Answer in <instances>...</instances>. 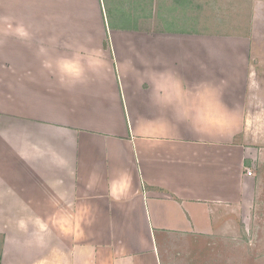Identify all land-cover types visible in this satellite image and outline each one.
Masks as SVG:
<instances>
[{
  "label": "crops",
  "instance_id": "0c3cea01",
  "mask_svg": "<svg viewBox=\"0 0 264 264\" xmlns=\"http://www.w3.org/2000/svg\"><path fill=\"white\" fill-rule=\"evenodd\" d=\"M232 1L237 8L242 1L253 8L264 5V0ZM107 2L109 25L101 0H0V16L15 17L33 33L30 42L0 36V72L9 74L0 82L5 120L0 126H9L0 130V162L26 171L10 180L15 199L24 195V203L16 204L23 208L11 205L3 215L29 218L33 231L39 218L62 264H119L121 247L137 257V264H161L157 235L208 234L222 223L224 210L240 208L251 180L247 148L235 143L242 116L239 110L234 117L239 131L233 136L197 135L176 124L171 110L153 106L150 85L137 87L127 63L139 72L145 62L156 70L173 68L189 86L226 82L222 102L239 109L225 96L247 85L252 54L241 42L251 39L204 31L207 17L201 14L208 12L205 2L199 11L198 0ZM74 42L102 49L109 65L106 78L89 74L86 83L62 86L43 68L41 46L55 57L71 55L65 45ZM159 116L177 129L173 126L170 141L148 149L134 135L136 120ZM117 169H127L133 180L132 199L120 204L106 191L107 180L118 178ZM93 170L102 180L89 190ZM72 200L91 205L95 219L65 236L53 205Z\"/></svg>",
  "mask_w": 264,
  "mask_h": 264
},
{
  "label": "rangeland",
  "instance_id": "374dc122",
  "mask_svg": "<svg viewBox=\"0 0 264 264\" xmlns=\"http://www.w3.org/2000/svg\"><path fill=\"white\" fill-rule=\"evenodd\" d=\"M202 2L206 4L204 11L208 12V16L201 14L207 17L208 24L204 27H208L204 31L211 36L235 34L251 39L250 42H241L242 48L247 49L248 46L252 54L247 85L231 90L225 96L227 104L238 107L242 116L241 131L235 137V143L247 148L245 164L247 171L252 173L250 187L243 190L239 209H226L220 214L222 223L217 224L218 228L213 232L172 237L157 235L159 257L161 264H264V141H253L247 134V125L251 122L250 108L254 105L264 111V5H254L253 8L252 2L242 1V6L237 8V2L232 0ZM202 2L194 3L201 6L199 11H202ZM101 5L109 25L112 17L107 0H101ZM67 13L72 11L67 9ZM8 75L0 72V82L3 78L7 80ZM250 76L254 77L255 87L249 85ZM4 121L0 116V124ZM1 128L8 131L9 126L1 125ZM24 173V168L0 162V264H36L47 257L48 252L51 256L53 249L58 247L46 239L44 232L38 233L37 228L35 231L29 227L19 230L18 220L24 219L30 225L29 218L3 215L11 205L23 208L16 204L24 203V195L15 199L17 190L10 180L24 176ZM19 181L18 185L23 186V180ZM244 193L247 194L245 199ZM38 235L43 237L42 245L38 242Z\"/></svg>",
  "mask_w": 264,
  "mask_h": 264
},
{
  "label": "clouds",
  "instance_id": "9594fccd",
  "mask_svg": "<svg viewBox=\"0 0 264 264\" xmlns=\"http://www.w3.org/2000/svg\"><path fill=\"white\" fill-rule=\"evenodd\" d=\"M0 36L15 37L23 42H30L33 33L22 22L12 16H0ZM54 43V41H53ZM71 50V55L50 56L49 50L41 46L38 56L44 57L42 66L53 73L62 86H74L87 82L89 74L97 78H106L109 70L108 61L102 49L89 47L85 43L74 42L65 45ZM127 72L134 74L137 87L145 82L150 85V101L157 109L171 110L176 124H186L194 133L200 136H233L236 128L234 117L239 109H229L222 102L223 87L226 82L216 84L211 80H201L190 86L173 68L154 69L145 62V70L137 71L129 62ZM249 85L255 87L254 77L250 76ZM251 122L247 125V134L253 141H264V111L256 106L250 108ZM164 116L155 119L138 117L134 135L148 149H155L171 140V131L176 127ZM177 129V127H176ZM118 178H109L106 191L109 199L117 204L131 200L133 197V180L127 169H117ZM102 180L98 171L93 170L86 187L94 189ZM57 225L62 228V234L71 235L72 229L77 231L83 226L94 223L93 208L86 202L68 201L59 206L54 204ZM38 233L45 230L39 223V218L33 221ZM19 230L28 229V222L20 219L17 222ZM43 244V237L37 236ZM119 264H137V257L129 254L123 247L119 250ZM36 264H62L61 253L53 249L50 257H44Z\"/></svg>",
  "mask_w": 264,
  "mask_h": 264
},
{
  "label": "built area",
  "instance_id": "2783aa9c",
  "mask_svg": "<svg viewBox=\"0 0 264 264\" xmlns=\"http://www.w3.org/2000/svg\"><path fill=\"white\" fill-rule=\"evenodd\" d=\"M247 175H248V176H251L252 173H251L250 171H247Z\"/></svg>",
  "mask_w": 264,
  "mask_h": 264
}]
</instances>
